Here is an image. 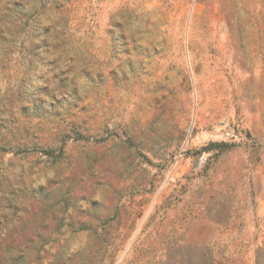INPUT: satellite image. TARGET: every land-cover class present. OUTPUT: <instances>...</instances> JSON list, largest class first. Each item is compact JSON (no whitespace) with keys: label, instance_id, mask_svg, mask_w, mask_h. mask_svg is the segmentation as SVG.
Wrapping results in <instances>:
<instances>
[{"label":"rangeland","instance_id":"1","mask_svg":"<svg viewBox=\"0 0 264 264\" xmlns=\"http://www.w3.org/2000/svg\"><path fill=\"white\" fill-rule=\"evenodd\" d=\"M0 264H264V0H0Z\"/></svg>","mask_w":264,"mask_h":264},{"label":"trees","instance_id":"2","mask_svg":"<svg viewBox=\"0 0 264 264\" xmlns=\"http://www.w3.org/2000/svg\"><path fill=\"white\" fill-rule=\"evenodd\" d=\"M44 151V153H46V154H52V151H48V150H43Z\"/></svg>","mask_w":264,"mask_h":264}]
</instances>
